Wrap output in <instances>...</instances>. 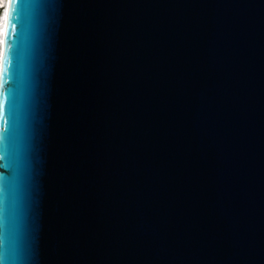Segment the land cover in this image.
<instances>
[{
    "label": "water",
    "instance_id": "water-1",
    "mask_svg": "<svg viewBox=\"0 0 264 264\" xmlns=\"http://www.w3.org/2000/svg\"><path fill=\"white\" fill-rule=\"evenodd\" d=\"M0 264H264V0H9Z\"/></svg>",
    "mask_w": 264,
    "mask_h": 264
},
{
    "label": "bare ground",
    "instance_id": "bare-ground-1",
    "mask_svg": "<svg viewBox=\"0 0 264 264\" xmlns=\"http://www.w3.org/2000/svg\"><path fill=\"white\" fill-rule=\"evenodd\" d=\"M8 1L9 0H0V9L2 10V9H5L7 6H8ZM2 27V26H1ZM3 30V27L2 28H0V31H2ZM4 31H5V24H4ZM3 39H4V34H2V38H1V41H2V44H3ZM3 46V45H2ZM2 47H1V45H0V49H1ZM1 60H2V57H1V54H0V62H1Z\"/></svg>",
    "mask_w": 264,
    "mask_h": 264
},
{
    "label": "clouds",
    "instance_id": "clouds-1",
    "mask_svg": "<svg viewBox=\"0 0 264 264\" xmlns=\"http://www.w3.org/2000/svg\"><path fill=\"white\" fill-rule=\"evenodd\" d=\"M7 8V7H6ZM4 9H0V17H2V16H4V14H6V11H7V9H6V11H3ZM3 14V15H2ZM2 20V19H1Z\"/></svg>",
    "mask_w": 264,
    "mask_h": 264
},
{
    "label": "built area",
    "instance_id": "built-area-1",
    "mask_svg": "<svg viewBox=\"0 0 264 264\" xmlns=\"http://www.w3.org/2000/svg\"><path fill=\"white\" fill-rule=\"evenodd\" d=\"M1 7V6H0Z\"/></svg>",
    "mask_w": 264,
    "mask_h": 264
}]
</instances>
